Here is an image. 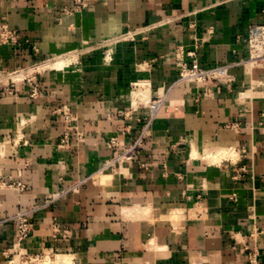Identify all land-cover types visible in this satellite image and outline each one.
<instances>
[{
    "label": "crops",
    "instance_id": "crops-1",
    "mask_svg": "<svg viewBox=\"0 0 264 264\" xmlns=\"http://www.w3.org/2000/svg\"><path fill=\"white\" fill-rule=\"evenodd\" d=\"M85 2L0 0V22L32 42L19 50L0 45V70L55 57L62 63L40 77L37 98L23 83L16 96L0 83V171L26 185L0 190V218L87 179L36 214L31 251L54 250L72 264H243L247 237L259 230L264 264V69L235 67L233 88L198 103L189 85H176L142 154L100 172L108 138L129 122L121 112L131 84L175 81L177 48L186 52L196 40L205 64L244 58L249 26L264 23V0ZM161 19L170 21L149 40L112 44L110 61L91 45ZM59 106L71 122L54 112ZM55 223L67 237L53 238ZM15 234L14 224L0 225V249Z\"/></svg>",
    "mask_w": 264,
    "mask_h": 264
},
{
    "label": "built area",
    "instance_id": "built-area-1",
    "mask_svg": "<svg viewBox=\"0 0 264 264\" xmlns=\"http://www.w3.org/2000/svg\"><path fill=\"white\" fill-rule=\"evenodd\" d=\"M158 25H146L143 27L130 28L126 32L116 36L115 38L98 41L96 44L104 48V57L106 60L112 59V50L110 45L118 41H137L139 38L147 41L150 38L152 30ZM243 41L248 46V53L244 58L239 60L221 63V64H205L199 57V41H195L194 48L184 50L183 46H179L176 50L178 76L175 81L167 84L162 83L154 86L151 80H137L131 84L130 98L128 104L123 109V115L129 118L126 122L112 134L106 143L111 154L105 161L100 172L111 171L123 167L125 164L137 159L143 151L145 142L152 136L153 123L159 113L167 106V99L171 90L178 84L184 83L190 86V89L195 90V102H200L202 99L215 96V92L220 87L233 88L237 80L234 68L243 66L246 70L264 69V23L251 24L248 34ZM189 58V59H187ZM47 65V64H46ZM138 64V67H142ZM153 65L152 61L146 63L145 68L150 69ZM20 76V77H19ZM11 84H5V92L10 95H18L19 89L17 85L19 81L30 82L32 87H29L28 95L32 98L39 95L37 78H25L18 70L13 76H10ZM54 112L63 115L64 121L71 122V113L64 109V106L57 107ZM131 120V121H130ZM136 121V126L133 121ZM263 124V123H262ZM264 126V124H263ZM12 144L17 145L20 142L18 137L10 139ZM69 141V134L62 137V142ZM3 142L0 141V156L3 147ZM87 179L73 181L63 185L59 192L53 193L44 202H35L27 208H22L14 214L0 218V225L4 223H12L15 226V239L6 244L0 249V254L3 257L1 264H42L48 262L56 264H67L70 260L54 250L46 252L43 250L31 251L26 242L30 238L35 228L36 214L53 204L56 200L66 197L67 193L74 190L76 187L84 185ZM3 188H13L24 192L26 185L21 181H15L11 176H3L0 171V190ZM55 223L53 238L57 240L68 236V231ZM61 256L60 258H57ZM64 258H63V257ZM66 260V261H65ZM71 263V262H70ZM72 264V263H71Z\"/></svg>",
    "mask_w": 264,
    "mask_h": 264
},
{
    "label": "rangeland",
    "instance_id": "rangeland-1",
    "mask_svg": "<svg viewBox=\"0 0 264 264\" xmlns=\"http://www.w3.org/2000/svg\"><path fill=\"white\" fill-rule=\"evenodd\" d=\"M77 3L79 5H81V6H85V5H87L88 2H85V0H77ZM169 21H170V19H164V20L161 19V20H156V21L150 22L147 25L154 24V25H158L157 28H159V27L165 26V24H168ZM25 43H32V42H31V40L29 38H25L24 35H21L20 32H19V29L16 28L15 25H12L9 21L0 22V45L12 46L14 49H18L19 50V49L22 48V46ZM96 43L97 42H95L94 44H91V45H93L92 47L99 48V45H97ZM112 44H114V43H112ZM32 48H33V50L35 52L39 51V49H38V47L36 45H32ZM199 48H200V45H199ZM58 60H60V58H58V57H55L54 59H50L49 58L47 60L38 59V60H35L33 62H30V63L18 64L13 69L3 68V70H0V73L2 74V77H0V83L3 84V88H4V91H5V84L8 85V86L11 84L10 76H13V74L16 73V70H18L19 73H21L23 76H25V78H33V76H35L37 78L36 80H37V83H38L39 94H40V84H39L40 77L45 72H47L49 70L61 68V67H58V66H54L55 62L58 61ZM110 60H112V59H110ZM110 60H107V61H110ZM21 83L27 85L28 87H30V86L32 87V83H30V82L27 83V82L19 81L18 84H21ZM17 88L19 89V93H20V89L21 88H19L18 85H17ZM6 94H8V93H6ZM8 95H10V94H8ZM38 96H36L34 98H37ZM262 112H263V115H264V111H262ZM261 122L264 124V120H262ZM242 169L246 170L245 167H243ZM260 235H261V231H259V230L258 231H253L252 230V232L249 233L247 238L252 239L253 242H251V240H249V241H246L245 244H244L243 249L245 250V252L247 254V258H246V260H245V262L243 264H263L262 260H261V257H260V250H261L260 247L261 246L257 243V238ZM60 257L61 256H58L57 258H60ZM70 262L66 261L67 264H71ZM42 264H56V263H52V261L49 260L48 262L46 261V262H44ZM226 264H233V263H226Z\"/></svg>",
    "mask_w": 264,
    "mask_h": 264
},
{
    "label": "bare ground",
    "instance_id": "bare-ground-1",
    "mask_svg": "<svg viewBox=\"0 0 264 264\" xmlns=\"http://www.w3.org/2000/svg\"><path fill=\"white\" fill-rule=\"evenodd\" d=\"M59 62H60L59 60H58V61H56V62H55V64H54V66H58V67H59V65H61V64H62L61 62H60V63H59Z\"/></svg>",
    "mask_w": 264,
    "mask_h": 264
}]
</instances>
